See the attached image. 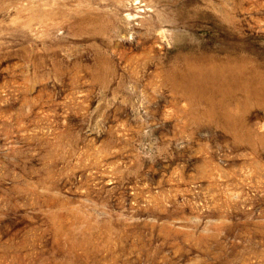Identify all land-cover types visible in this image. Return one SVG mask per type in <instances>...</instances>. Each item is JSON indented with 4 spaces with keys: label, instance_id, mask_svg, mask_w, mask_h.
Masks as SVG:
<instances>
[{
    "label": "rangeland",
    "instance_id": "374dc122",
    "mask_svg": "<svg viewBox=\"0 0 264 264\" xmlns=\"http://www.w3.org/2000/svg\"><path fill=\"white\" fill-rule=\"evenodd\" d=\"M0 264H264V0H0Z\"/></svg>",
    "mask_w": 264,
    "mask_h": 264
}]
</instances>
